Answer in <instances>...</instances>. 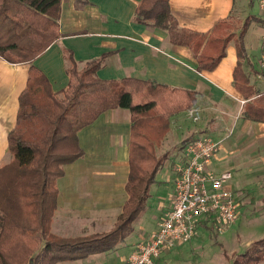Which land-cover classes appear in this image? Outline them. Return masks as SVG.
I'll return each instance as SVG.
<instances>
[{
  "label": "trees",
  "instance_id": "trees-1",
  "mask_svg": "<svg viewBox=\"0 0 264 264\" xmlns=\"http://www.w3.org/2000/svg\"><path fill=\"white\" fill-rule=\"evenodd\" d=\"M86 4L87 0H76L77 8ZM61 7L62 0H0V57L10 64L31 65L19 98L17 125L9 135L10 162L0 168V264H28L37 251L36 264L76 263L118 251L146 212L152 187L169 159V153L159 155L157 149L171 131L172 119L198 101L196 92L152 81L102 80L97 74L105 57L80 66L70 51L65 52L70 82L54 92L33 62L61 38ZM133 21L166 31L172 45L190 48L199 73L215 71L234 44L235 86L245 101L242 117L264 124V93L244 72V65H251L246 35L251 24L262 19L249 16L238 27L230 18L207 36L181 29L170 0H142ZM116 109L130 111L132 119L128 200L110 231L58 237L52 233L58 181L65 168L84 155L78 134ZM207 229L216 238L214 227ZM231 264H264V237L236 254Z\"/></svg>",
  "mask_w": 264,
  "mask_h": 264
},
{
  "label": "crops",
  "instance_id": "crops-1",
  "mask_svg": "<svg viewBox=\"0 0 264 264\" xmlns=\"http://www.w3.org/2000/svg\"><path fill=\"white\" fill-rule=\"evenodd\" d=\"M141 2L87 0L83 8H77L76 0H62V36L33 65L48 78L54 92L65 89L70 82L65 62V52L70 51L80 66L105 57L97 74L102 80L133 78L198 93L193 109L199 121L189 119L187 111L176 116L165 140L175 144L179 139V145L185 146L199 135L209 136L220 144L212 168L219 173L232 169L243 174L244 182H240L237 192L231 186L239 200L248 183L264 188V124L242 117L245 101L235 86V45L228 47L226 58L215 71L199 73L190 48L172 45L166 31L133 21ZM170 8L181 29L207 36L230 18L238 24L235 19L239 15L245 20L249 16L262 19L258 0H170ZM263 36L264 22H253L246 35L251 65L245 64L244 72L259 93H264V71L259 64ZM30 68V64H10L0 57V168L10 162L9 135L17 125L19 98L27 86ZM131 135V113L126 109L109 110L79 132L84 155L67 166L65 176L58 181L54 234L76 238L114 227L128 200ZM173 157L172 169L176 154ZM162 183L157 177L154 186ZM171 207V202L160 206L157 213L164 210L163 216ZM66 224L77 234L65 231ZM151 232L138 236L143 240Z\"/></svg>",
  "mask_w": 264,
  "mask_h": 264
},
{
  "label": "built area",
  "instance_id": "built-area-1",
  "mask_svg": "<svg viewBox=\"0 0 264 264\" xmlns=\"http://www.w3.org/2000/svg\"><path fill=\"white\" fill-rule=\"evenodd\" d=\"M258 6L264 21V0H258ZM259 64L264 71V36ZM187 116L194 122L199 121L193 108L187 111ZM219 151L218 142L202 135L183 147L173 166L171 209L163 214L157 228L117 264H160L166 250L192 241L200 228L206 230L213 226L218 233H224L237 222L240 201L230 185L233 174L230 171L219 173L212 168Z\"/></svg>",
  "mask_w": 264,
  "mask_h": 264
},
{
  "label": "rangeland",
  "instance_id": "rangeland-1",
  "mask_svg": "<svg viewBox=\"0 0 264 264\" xmlns=\"http://www.w3.org/2000/svg\"><path fill=\"white\" fill-rule=\"evenodd\" d=\"M255 10H257V6ZM238 17L239 18L235 20L239 22L238 27H240V25L244 23L245 18L240 15ZM175 140L177 141L175 144L172 143L173 141L171 140H165L163 145L157 149L159 155H162L164 152H170L169 159L165 162L164 168L158 175L159 181L163 183L152 188L147 210L140 217V220L135 226L134 233L127 239L126 244L120 247L116 252L103 254L102 256H96L81 262L62 264H117L123 260L124 256L128 257L133 252L135 245L141 241L138 233L142 236H146L147 233L149 234V232L155 228L156 223L160 220L164 212V210H162L161 213L159 212L158 214L157 209L160 206H165L173 202L175 174L174 170L170 168V164L174 158V154H176V157L173 166L177 163L176 161L179 159L184 146V143L179 145V139ZM176 145L177 147H175ZM230 171L234 176L230 185L233 190L237 192L241 185L240 182H244V178H242L243 174L240 171L232 169H230ZM247 186L248 188L246 191L240 192V213L237 222L229 230L224 233H218L216 231V238H213L212 235H210L209 229L206 231L200 228L192 241L176 244L172 248L166 250L162 254L160 264H231L236 254L244 251L253 242L262 239L264 237V188L258 187L260 186L259 184L257 186L251 183H248ZM64 226L65 231L70 230L71 234H77L78 231L73 230L71 225L68 226V224H66ZM111 228L112 227H103L102 231H110ZM38 254L39 251L35 252L32 256Z\"/></svg>",
  "mask_w": 264,
  "mask_h": 264
},
{
  "label": "water",
  "instance_id": "water-1",
  "mask_svg": "<svg viewBox=\"0 0 264 264\" xmlns=\"http://www.w3.org/2000/svg\"><path fill=\"white\" fill-rule=\"evenodd\" d=\"M37 256H38V255L32 256V257L30 258L28 264H36Z\"/></svg>",
  "mask_w": 264,
  "mask_h": 264
}]
</instances>
